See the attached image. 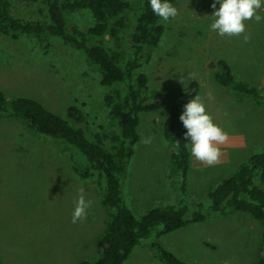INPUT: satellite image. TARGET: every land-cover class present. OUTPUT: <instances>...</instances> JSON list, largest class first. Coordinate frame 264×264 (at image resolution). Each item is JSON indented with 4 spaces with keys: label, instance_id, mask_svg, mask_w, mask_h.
<instances>
[{
    "label": "rangeland",
    "instance_id": "1",
    "mask_svg": "<svg viewBox=\"0 0 264 264\" xmlns=\"http://www.w3.org/2000/svg\"><path fill=\"white\" fill-rule=\"evenodd\" d=\"M213 3L178 0L174 4L178 15L169 21L160 19L162 40L140 70L148 76L150 88L164 95L165 107L142 115L140 140L123 181L127 204L138 218L179 203L162 129L175 98L191 82L200 84L198 96L207 113L229 135L219 145L218 163L207 165L191 155L187 179L191 212L212 187L235 174L252 155L264 152V106L215 80L218 62L224 60L239 80L264 89V21H245L244 33L221 37L209 27ZM40 8L14 0V13L19 16L35 19ZM258 11L264 16V7ZM67 20L70 27L83 31L94 24L87 10L68 13ZM48 44L0 34V88L7 98L35 99L91 137L112 135L116 125L105 103L111 89L101 84L99 70L82 51L61 39ZM71 107L82 112L80 122L69 117ZM72 159L63 141L30 129L21 119L0 120L1 264H80L98 259V240L110 219L102 204V181L96 173L88 179L78 176ZM227 159L229 164L219 165ZM81 195L93 205L85 219L73 223ZM263 234L264 224L249 214L232 212L189 224L164 236L162 243L189 264H259ZM127 264L162 263L153 256L150 241L142 240Z\"/></svg>",
    "mask_w": 264,
    "mask_h": 264
},
{
    "label": "trees",
    "instance_id": "2",
    "mask_svg": "<svg viewBox=\"0 0 264 264\" xmlns=\"http://www.w3.org/2000/svg\"><path fill=\"white\" fill-rule=\"evenodd\" d=\"M17 1L40 6L41 10L31 19L14 13V0H0V34L13 40L33 37L40 45L46 43V47L49 40L59 38L82 51L101 73V84L111 89L105 103L116 132L103 138L91 137L35 99L7 98L0 88V120L21 119L30 129L63 141L72 151L75 173L83 179L96 173L102 181V204L109 214V223L98 240V259L80 264H127L142 240L150 241L153 256L162 264H189L164 246V236L232 212L249 214L264 224V152L252 155L235 174L212 187L195 211L190 210L187 179L191 152L185 139L187 130L179 117L184 105L199 95L198 82H191L175 98L162 129L170 147L171 183L178 187L179 203L155 208L139 218L128 206L123 181L140 140L142 115L165 107L164 95L152 90L148 76L140 71L164 34L161 18L152 12L149 0ZM177 1L170 0L173 5ZM80 10L92 14L94 24L87 31L68 25L67 14ZM215 80L264 106V89L239 80L226 61L218 62ZM68 114L75 122L83 119L75 107L69 108ZM261 252L259 264H264V234Z\"/></svg>",
    "mask_w": 264,
    "mask_h": 264
},
{
    "label": "clouds",
    "instance_id": "3",
    "mask_svg": "<svg viewBox=\"0 0 264 264\" xmlns=\"http://www.w3.org/2000/svg\"><path fill=\"white\" fill-rule=\"evenodd\" d=\"M152 12L163 21L174 19L178 9L170 0H149ZM219 4V8H216ZM210 30L219 36H238L246 30L245 21L254 19L257 23L264 21L258 10L264 7V0H214ZM185 132V139L190 141L191 155L197 160L213 165L219 162L221 150L219 145L225 144L229 135L207 113L206 106L199 96L184 105L179 117ZM145 143L150 141L145 140ZM82 192V190H81ZM93 202L86 200L83 195L76 201L72 214V222L85 219Z\"/></svg>",
    "mask_w": 264,
    "mask_h": 264
},
{
    "label": "crops",
    "instance_id": "4",
    "mask_svg": "<svg viewBox=\"0 0 264 264\" xmlns=\"http://www.w3.org/2000/svg\"><path fill=\"white\" fill-rule=\"evenodd\" d=\"M229 159H227V160H225L224 162H222V163H219V165H225V164H229Z\"/></svg>",
    "mask_w": 264,
    "mask_h": 264
}]
</instances>
